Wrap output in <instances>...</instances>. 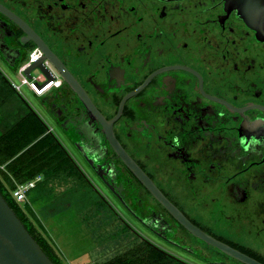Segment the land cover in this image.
<instances>
[{
  "label": "flooded vegetation",
  "instance_id": "1",
  "mask_svg": "<svg viewBox=\"0 0 264 264\" xmlns=\"http://www.w3.org/2000/svg\"><path fill=\"white\" fill-rule=\"evenodd\" d=\"M33 53L52 74L48 118L161 249L246 264L183 226L116 146L192 223L264 264V0H0V60L19 74Z\"/></svg>",
  "mask_w": 264,
  "mask_h": 264
},
{
  "label": "rangeland",
  "instance_id": "2",
  "mask_svg": "<svg viewBox=\"0 0 264 264\" xmlns=\"http://www.w3.org/2000/svg\"><path fill=\"white\" fill-rule=\"evenodd\" d=\"M0 71L2 75L0 84H3L0 87V109L10 111L7 120L10 121L15 117L20 119L23 113L31 109L36 111L48 127L53 128V133L57 135L81 170L72 176L64 175L63 179L67 180H61L59 188L56 186L58 190H53L52 194H49L52 198L48 202L60 212L50 225V233L54 235L62 250L60 254L63 258H70L67 252L74 255L82 247L95 245L94 250L88 255L85 252L81 257L71 258L77 263L88 261L89 264H100L129 248L135 241H139L141 237L138 233L146 235L149 241L159 247V239L147 234L98 178L85 169L73 146L63 137L59 127L48 118L39 96L28 85L22 84L20 75L11 71L1 60ZM33 73L43 78L38 69ZM17 85L20 87L17 88ZM33 192V189L30 190L28 196L30 197ZM25 204L26 201L23 203L24 207ZM36 221L39 223L38 220ZM163 246L169 248L165 243ZM175 256L188 264H206L182 252Z\"/></svg>",
  "mask_w": 264,
  "mask_h": 264
},
{
  "label": "trees",
  "instance_id": "3",
  "mask_svg": "<svg viewBox=\"0 0 264 264\" xmlns=\"http://www.w3.org/2000/svg\"><path fill=\"white\" fill-rule=\"evenodd\" d=\"M1 76L0 71V78ZM1 84L0 87L3 85ZM79 170V166L57 135L49 131L48 125L33 109L23 113L9 129L0 133V192L55 264L66 263L28 215L24 206L14 199L12 191L17 183L35 179L44 171L53 175L59 171L73 175ZM100 264L188 263L141 238Z\"/></svg>",
  "mask_w": 264,
  "mask_h": 264
},
{
  "label": "water",
  "instance_id": "4",
  "mask_svg": "<svg viewBox=\"0 0 264 264\" xmlns=\"http://www.w3.org/2000/svg\"><path fill=\"white\" fill-rule=\"evenodd\" d=\"M17 21L22 26H24V24L20 20L17 19ZM45 58L46 56L36 59L23 70V75H25L29 80H35L36 76L33 73L35 69H38L42 73L45 80H35L40 89H43L52 80V74L44 63ZM54 64L61 71L66 81L83 98V101L91 109V112L95 113V110L90 104L91 102L88 96L81 91L78 83L64 71V69L58 62L55 61ZM40 97L41 96H39V98ZM116 148L120 154L119 156L140 179V181L147 187L152 195L158 201L160 200L180 221V223L185 226L193 235L206 242L208 245H211L233 258L243 261L246 264H263L262 262L241 252L240 250L214 238L213 236L203 231L200 227L192 223L175 205H173L163 195V193L159 191V188L153 182V180L126 152L120 150L118 146H116ZM0 264H55V262L43 250L39 242L29 232L23 221L19 218V216L16 214L14 209L11 207V205L8 203L1 192Z\"/></svg>",
  "mask_w": 264,
  "mask_h": 264
},
{
  "label": "crops",
  "instance_id": "5",
  "mask_svg": "<svg viewBox=\"0 0 264 264\" xmlns=\"http://www.w3.org/2000/svg\"><path fill=\"white\" fill-rule=\"evenodd\" d=\"M8 115H10V111H3L2 109H0V133H3L7 129H9L18 120V118L15 117L14 119H11L10 121H8L7 120ZM49 131L54 132L53 128H49ZM66 174L67 176L68 175L72 176L64 171H59L57 174H54V175L46 173L45 171L38 174L36 178L38 177L40 178L36 182V186L32 188L34 190L32 195L29 197L27 194V199H26V204H25L26 207L24 208L26 212L28 213V215L33 219V221L42 231V233L46 236V238L51 242V244L55 247V249L59 251L57 252L59 253V255L61 256V258L64 260L66 264H89L90 262L88 263V261L87 262L82 261L83 263H80V262L77 263L71 257L73 256L81 257L85 252L88 255V253L94 250L95 245L90 246V247L88 246L82 247L80 251L76 252L74 255H70L69 252H67V255H69L70 258L68 257L67 259H65L60 254L62 250L59 248L54 235L50 233L51 231L50 225L53 223L54 219L58 216L60 212H57L59 209H56L57 207L53 208L51 204L48 202L52 198V197H49V194H52L53 190L55 191L58 190L61 180L62 181L67 180V179H63L65 178L63 176ZM56 186H58V188ZM62 191L63 190H60V192ZM54 209L56 210L54 211ZM35 219L38 220L39 223H37Z\"/></svg>",
  "mask_w": 264,
  "mask_h": 264
},
{
  "label": "built area",
  "instance_id": "6",
  "mask_svg": "<svg viewBox=\"0 0 264 264\" xmlns=\"http://www.w3.org/2000/svg\"><path fill=\"white\" fill-rule=\"evenodd\" d=\"M36 58L35 53L32 54V57L30 60L22 63L18 69L20 77H21V82L22 84L28 85L35 93L37 96H42L44 95V93L46 92V90L49 89V87H51L52 82H50L49 84H47L43 89H40L36 83L35 80L38 81H44L45 78H41L40 76L36 77L35 80H29L25 75H23V70ZM17 88H19L20 86H16ZM40 177L36 178V179H32L23 183H17L16 188L12 191V196L14 197V199L19 202V203H24V201H26L27 199V194L28 192L34 188L36 186V182L38 181Z\"/></svg>",
  "mask_w": 264,
  "mask_h": 264
}]
</instances>
